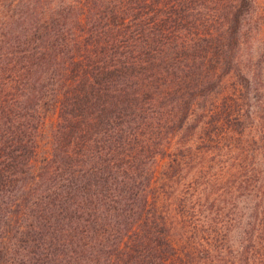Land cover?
<instances>
[{
  "label": "trees",
  "instance_id": "1",
  "mask_svg": "<svg viewBox=\"0 0 264 264\" xmlns=\"http://www.w3.org/2000/svg\"><path fill=\"white\" fill-rule=\"evenodd\" d=\"M263 27L264 0H0V264H264Z\"/></svg>",
  "mask_w": 264,
  "mask_h": 264
},
{
  "label": "rangeland",
  "instance_id": "2",
  "mask_svg": "<svg viewBox=\"0 0 264 264\" xmlns=\"http://www.w3.org/2000/svg\"><path fill=\"white\" fill-rule=\"evenodd\" d=\"M262 56H264V27L259 32L257 39L252 41V43H248L247 45H245L242 51L244 72L248 76L257 79L259 77V72L261 71L260 78L264 82V58L262 59V66L255 64L257 59H261L260 57ZM196 119V117L193 118L194 121ZM57 122V114L54 112H48V114L45 116V125L43 128L44 135L42 138V155H51L53 153V137ZM155 168L157 169L158 173H163L164 159H160L157 162Z\"/></svg>",
  "mask_w": 264,
  "mask_h": 264
}]
</instances>
